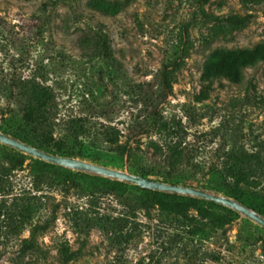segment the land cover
<instances>
[{
  "label": "rangeland",
  "instance_id": "374dc122",
  "mask_svg": "<svg viewBox=\"0 0 264 264\" xmlns=\"http://www.w3.org/2000/svg\"><path fill=\"white\" fill-rule=\"evenodd\" d=\"M262 48L264 0H0V80L36 79L55 94L58 121L84 124L87 142L110 134L123 147L76 145L77 159L134 174L122 152L129 145L139 158L151 154L157 114L175 118L189 149L205 146L197 160L205 171L190 187L264 211V166L248 184L226 185L216 171L238 148L256 153L254 136L264 140V59L250 64ZM0 132L33 139L10 95L0 96ZM176 196L187 199L0 143V264H264V228ZM129 200L134 229L116 241L126 229L112 220L128 215Z\"/></svg>",
  "mask_w": 264,
  "mask_h": 264
},
{
  "label": "trees",
  "instance_id": "16d2710c",
  "mask_svg": "<svg viewBox=\"0 0 264 264\" xmlns=\"http://www.w3.org/2000/svg\"><path fill=\"white\" fill-rule=\"evenodd\" d=\"M100 42L104 39L99 37ZM252 60L250 64L257 59H264V48L253 52ZM239 57V56H238ZM234 77H240V71L238 66L234 64L233 68L229 70ZM4 78V80H3ZM0 80V96H9L15 98V102L18 103L19 110L22 114L25 127L33 135L32 140H27V135L15 134V138L20 139L23 142L35 146L36 148L50 152L51 148H56L57 151L54 154L83 158L80 147L88 146L96 147L98 144H110L116 150L123 148L119 144V140L114 135H106L103 140H92L91 142L85 141L88 138L90 129L84 124H79L78 121L69 120L62 123L56 119V104L55 94L53 91L42 86L36 81V79L20 80L15 78L3 77ZM7 79V80H6ZM163 85L164 90L168 91L171 87L168 74L165 71L163 73ZM6 80V81H5ZM16 83H19L18 85ZM7 84V86H6ZM17 85V86H16ZM16 89V90H14ZM9 95H8V94ZM109 103H106L103 108H107ZM156 119V118H155ZM81 122V121H80ZM156 135L158 139L151 140L149 147L153 150L150 154H142L136 156V151L131 150V146H127L122 152L130 158H133V166L130 171L134 174L144 176L146 178L161 179L176 185L192 186L189 180L195 179L197 173H204L205 167L201 165L197 160L199 156L206 154L204 152L205 146H199L197 148L192 147L189 149L186 143V129L181 120L167 119L164 116L157 114V120L155 122ZM62 127V133L58 139L55 138L57 128ZM109 131H115V128H109ZM225 139V145L228 143V138L222 136ZM258 151L254 154H246L242 151V148H238L235 152L228 155V159H225L221 163V167L216 170L219 172V177L226 185H238L248 184L252 178L258 177V167L264 166V140L258 136L253 138ZM133 143H137L133 141ZM98 147V146H97ZM223 146L215 157L222 158L220 151H225ZM51 153V152H50ZM143 159L144 164L139 159ZM48 165V164H46ZM188 173L187 178L183 175ZM135 189L141 192H150L156 195L167 196L171 198L187 199L176 195H167L164 193L148 191L135 186ZM230 197L239 200L237 197L229 195ZM196 201L195 199H189ZM242 202V201H240ZM134 202L130 201L124 206L127 207L128 215L124 218L113 219L112 222L123 224L126 229V233H119L115 238L116 241L122 242L124 239H129V232L133 231L131 214H134ZM208 204L216 205L215 203L208 202ZM243 204H245L243 202ZM248 207L256 210L259 214L264 215V211L256 205H247ZM180 212V211H178ZM109 220V218L107 219ZM110 221V220H109ZM127 237V238H126Z\"/></svg>",
  "mask_w": 264,
  "mask_h": 264
},
{
  "label": "water",
  "instance_id": "95a60500",
  "mask_svg": "<svg viewBox=\"0 0 264 264\" xmlns=\"http://www.w3.org/2000/svg\"><path fill=\"white\" fill-rule=\"evenodd\" d=\"M0 143L7 145L19 152L30 155L36 159L77 172L89 173L104 178L126 182L141 189L163 192L172 195L188 196L212 202L233 210L241 214L246 219L264 228V217L261 214L245 206L244 204L224 195L215 194L190 186L176 185L162 181L151 180L144 176L131 174L128 171L116 170L100 166L77 158L50 154L27 143L12 138L11 136H8L2 132H0Z\"/></svg>",
  "mask_w": 264,
  "mask_h": 264
}]
</instances>
